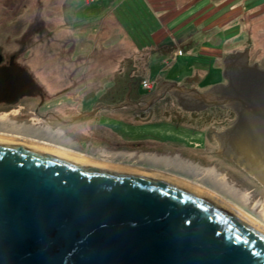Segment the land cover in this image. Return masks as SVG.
I'll use <instances>...</instances> for the list:
<instances>
[{
  "label": "rangeland",
  "instance_id": "1",
  "mask_svg": "<svg viewBox=\"0 0 264 264\" xmlns=\"http://www.w3.org/2000/svg\"><path fill=\"white\" fill-rule=\"evenodd\" d=\"M201 16L207 17L203 24ZM165 45L184 56L164 54ZM247 49L250 63L264 68V0H0V54L17 55L20 65L52 96L75 75L99 79L97 85L88 81L92 85L82 87L83 96L94 91L84 110L123 104L129 73L136 77L130 81L148 95L153 88H144V78L206 92L224 83V59ZM33 103L0 109V122L16 127L0 134L21 137L22 127L50 129L51 135L64 139L42 141L50 146L87 156L105 152L195 181L264 224V187L221 156L208 136L234 122L228 111L209 109L187 117L177 105L162 102L159 118L135 120L113 109L69 127L36 118ZM24 107L27 112L18 115ZM58 108L55 112L67 118L75 112L73 105ZM177 117L183 120L180 127L172 121ZM208 170L217 178L207 176Z\"/></svg>",
  "mask_w": 264,
  "mask_h": 264
},
{
  "label": "water",
  "instance_id": "2",
  "mask_svg": "<svg viewBox=\"0 0 264 264\" xmlns=\"http://www.w3.org/2000/svg\"><path fill=\"white\" fill-rule=\"evenodd\" d=\"M248 52L224 59V83H163L156 98L231 111L215 133L219 154L264 187V69ZM42 92L27 69L0 66V104ZM69 157L0 140V264H264V231L201 190Z\"/></svg>",
  "mask_w": 264,
  "mask_h": 264
},
{
  "label": "flooded vegetation",
  "instance_id": "3",
  "mask_svg": "<svg viewBox=\"0 0 264 264\" xmlns=\"http://www.w3.org/2000/svg\"><path fill=\"white\" fill-rule=\"evenodd\" d=\"M11 62H14L15 64L20 65L19 58L17 55H12L10 57H7L5 55L0 54V66H9L11 64ZM20 66H22V65H20ZM258 66L260 67V65H258ZM23 68H25V67H23ZM25 69H27V68H25ZM80 74H81V72H80ZM75 77H76V75H75ZM75 77L67 80L66 81L67 82L66 87L64 89L62 88L60 90V92H58L57 94H55L53 96L46 93V90L41 85H39L43 90V92H42L43 96H38L35 98H24L16 105L0 104V109L12 110L13 107H18L23 102L34 101L33 105H31V104H28V105H31V108L33 107V109H34L33 115L36 118L41 119V120H43V119L44 120L45 119L50 120L51 122L55 121V122L61 123L64 126H69V127L70 126L73 127V126H77V125L79 126L85 121H88V122L91 121V119H93V118L98 119L99 113L113 110L114 107L112 108L108 105H98L95 107H90L86 110L82 109L84 106H86L87 103H90L89 100H91L93 98L92 97L94 94L93 88H91L90 91H87L88 92L87 95H85L84 97H81L80 92H81L82 87H83L82 85H85V82L83 81V79L80 80L78 75L76 78ZM181 86H184V84ZM160 89H161V83H159L155 87H153L152 92L150 93V95H148V93L145 94L143 92H140V89L138 88V86H134V87L129 86V92H127V95L124 96V103L118 107L126 109L127 113H129V110L133 111V112H131V111L130 112L132 114H134V116L132 114H130V116L129 115H126V116L130 117V118L132 117L135 120H141V119H146V118L153 119L155 117L159 118V116L161 117V114H162L161 108L162 107H160V106H162V105L164 106L165 104H169L170 107L174 104L177 105L178 108H180V110L182 111L183 115H185L187 117H189V116L192 117L194 115H197V114H200V113L207 111V110L202 111V112L186 111L182 107H180V105H178L176 98L170 93H164L159 98H156L157 92L160 91ZM154 98H156V99H155V101L151 107H148L146 109H142V108H145L147 106V104L150 103ZM162 102H163V104L161 105ZM72 105L75 107V112H74L73 116H71L70 118L60 116L59 114L56 113L57 108L59 106L67 108V107H72ZM31 108H29V109L31 110ZM121 108H119V109L121 110ZM29 109H28V111H30ZM58 110H59V108H58ZM219 110H221V109H219ZM14 111L17 112V110H14ZM93 111L95 113H92ZM26 112H27V107H24L18 111V115H24ZM30 112H32V110ZM44 112H46L47 114L44 115ZM176 113L177 112H175L174 114H176ZM169 114L170 113L167 112L165 116H168ZM231 116L235 117L233 113H231ZM172 121H174L173 123H175L174 125L176 127L182 126V125H179V123L182 124V121H183L181 118H179V117L173 118ZM188 124H190L192 126L194 124V122L190 120L188 122ZM98 125L102 129L107 130V127H104V126L102 127L100 123H98ZM34 129L39 130V131H43L44 133H47V135L55 136L53 134L51 135L52 130H50V129L41 130V128H38V127H34ZM0 130H3V125L1 122H0ZM221 130L222 129L217 130V131L208 135V136L212 137V140H213V142L216 143L217 147H218V143L215 140V133L220 132ZM204 135H206V134H204ZM206 137H207V135H206ZM218 149H219V147H218Z\"/></svg>",
  "mask_w": 264,
  "mask_h": 264
},
{
  "label": "bare ground",
  "instance_id": "4",
  "mask_svg": "<svg viewBox=\"0 0 264 264\" xmlns=\"http://www.w3.org/2000/svg\"><path fill=\"white\" fill-rule=\"evenodd\" d=\"M2 125H3V130H8V131H11V128L15 127L14 124L9 123V122H4V123H2ZM20 133L23 136L13 137V136H7V135H1L0 134V140L10 141V142L12 141L15 143L26 144V145L28 144L31 146H35L36 148L51 150V151L56 152L57 154L70 156L69 159L76 160L79 162H83V163H86L89 165H94V166H99V167H104V168L107 167V168H112V169H117V170L139 171V172L151 173V174H156V175L163 176V177L181 180L183 183L188 184V185H190L196 189H199L202 192L213 197L214 199H216L220 203L224 204L225 206H227L231 210L238 213L240 216H242L243 218L248 220L250 223H252L256 227H258L259 229L264 231V224H262L256 218H254L251 214H249L243 208H240L237 205L233 204L232 202H230L226 198L220 196L218 193L207 188L205 185H202V184L197 183L195 181L192 182V181L182 179L181 177H178L177 175H174V174L171 175V174H168L166 172L153 171L151 169H147V168L140 167V166L138 167V166H136L137 162L133 161L132 159L114 158V157L106 154L105 152L97 153L94 156H87V155H81V154H77V153H75V154L70 153L66 150H62V148H59L56 146H50V144L42 142L44 140H58V141L62 142V141H64L63 138H61L60 136H57V135H55V136L47 135V133H44L43 131L35 130L34 128L22 127L20 129ZM119 162H120V164H119ZM169 164H170V162H169ZM205 174L207 176L210 175L214 178H217V176H218V175L216 176V174L214 172H211L209 170L207 172H205Z\"/></svg>",
  "mask_w": 264,
  "mask_h": 264
},
{
  "label": "crops",
  "instance_id": "5",
  "mask_svg": "<svg viewBox=\"0 0 264 264\" xmlns=\"http://www.w3.org/2000/svg\"><path fill=\"white\" fill-rule=\"evenodd\" d=\"M216 10V9H215ZM215 10L212 12V14L215 12ZM218 13H221V11L220 12H218ZM202 18H204V19H202V20H200L199 21V23L200 24H203V22H204V20H206L207 19V17L206 16H201ZM216 28V27H215ZM214 28V29H215ZM163 52H164V54H166V55H168V54H171L172 56H173V58H175V59H178L179 57H183L184 56V54H182V55H179V49H176V51H174V50H172V47L171 46H168V45H165V47H164V49H163ZM184 53V52H183ZM90 55L88 56V59L90 60ZM211 57V56H210ZM98 60H99V58H98ZM133 72V71H132ZM87 76L85 75V79H83V81L85 82V85H82L83 87H85V86H89V84L90 85H92L91 83H88V81H91V82H94V84L95 85H97V83H99V79L97 80L96 78H92L91 80H89L88 78H86ZM128 77V80H127V82L129 83V86H136L135 84H136V82L135 83H132L131 81L133 80V78H135L136 79V77L133 75V73L131 74V73H129V75L127 76ZM131 80V81H130ZM144 80H146L147 82H149L150 83V85L152 86V88L153 87H155L157 84H159V83H161V85L163 84V83H175V82H171V81H169V82H167L165 79H163V78H156V79H154L153 81L152 80H147L146 78H144ZM97 81V82H96ZM178 85H179V82L177 83ZM146 89V88H145ZM84 90H81V92H80V95H81V97H84L85 95H87V93L88 92H86V94L83 96V94H82V92H83ZM93 93H94V91H93ZM143 93H145V94H147V91H145V92H143ZM149 94V93H148ZM121 110L124 112V114L125 115H129L130 116V114H132L131 112H133V111H131V110H129V113H127V110L126 109H123V108H121ZM131 111V112H130ZM133 116H134V114H132Z\"/></svg>",
  "mask_w": 264,
  "mask_h": 264
},
{
  "label": "built area",
  "instance_id": "6",
  "mask_svg": "<svg viewBox=\"0 0 264 264\" xmlns=\"http://www.w3.org/2000/svg\"><path fill=\"white\" fill-rule=\"evenodd\" d=\"M181 53V52H180ZM151 85L149 82L144 83V88H149ZM151 88V87H150Z\"/></svg>",
  "mask_w": 264,
  "mask_h": 264
},
{
  "label": "trees",
  "instance_id": "7",
  "mask_svg": "<svg viewBox=\"0 0 264 264\" xmlns=\"http://www.w3.org/2000/svg\"><path fill=\"white\" fill-rule=\"evenodd\" d=\"M181 52H182V50H181ZM183 54V53H182ZM230 114L232 113L231 111H228ZM234 119H235V117H234ZM231 162V161H230Z\"/></svg>",
  "mask_w": 264,
  "mask_h": 264
}]
</instances>
